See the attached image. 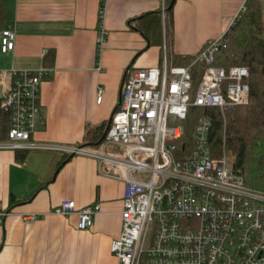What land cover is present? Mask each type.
<instances>
[{
  "label": "crops",
  "instance_id": "obj_1",
  "mask_svg": "<svg viewBox=\"0 0 264 264\" xmlns=\"http://www.w3.org/2000/svg\"><path fill=\"white\" fill-rule=\"evenodd\" d=\"M245 1L175 0L169 20L161 17L160 43L151 44L135 28L161 0H105L100 44V0H3L5 26L15 29L16 39L13 50L0 51V103L13 70L54 67L41 82L43 123L36 121L31 139L90 145L103 135L128 73L160 66L164 58L182 66V57L226 31ZM16 151L0 149V210L7 213L0 224V264H117L110 245L120 234L126 183L102 173L93 157L34 149L19 161ZM67 200L77 208L100 205L92 227L80 230L76 214L53 212ZM29 213L36 218L25 221Z\"/></svg>",
  "mask_w": 264,
  "mask_h": 264
},
{
  "label": "built area",
  "instance_id": "obj_2",
  "mask_svg": "<svg viewBox=\"0 0 264 264\" xmlns=\"http://www.w3.org/2000/svg\"><path fill=\"white\" fill-rule=\"evenodd\" d=\"M164 8L161 0L162 19ZM103 16L104 8L99 11L100 44L106 35ZM222 35L202 46L188 65H169L164 58L160 66L128 73L109 128L94 146L32 140L36 121L43 123L41 82L55 68L12 72L10 90L0 103L10 113L8 137L0 149L93 157L102 173L126 183L120 234L110 245L117 264H264V193L245 185L240 170L229 167L224 149L218 156L212 153L207 115H198L191 146L180 141L190 108L218 107L223 114L248 102L247 67L214 64ZM15 39L12 26L1 29L0 51L13 50ZM199 64L200 78L193 85L192 72ZM102 92L99 88L97 102ZM99 211L98 203L77 208L72 200L53 209L60 216L76 214L80 230L92 227ZM6 215L0 210V224ZM35 218L34 213L23 217Z\"/></svg>",
  "mask_w": 264,
  "mask_h": 264
},
{
  "label": "trees",
  "instance_id": "obj_3",
  "mask_svg": "<svg viewBox=\"0 0 264 264\" xmlns=\"http://www.w3.org/2000/svg\"><path fill=\"white\" fill-rule=\"evenodd\" d=\"M174 2L175 0H164L165 21L170 18ZM261 3V0L245 1L244 10L239 12L234 23L223 33V43L214 55L216 66L226 69L230 66L247 67L248 76L244 82L249 87L248 102L224 110L225 124L218 107L199 110L190 108L186 118L182 120L184 131L180 141L191 146L198 115H207L211 120L209 144L212 153L218 156L224 149L225 154L230 156L229 167L240 170L245 185L264 193V13ZM104 4L105 0H100L99 11L104 8ZM4 15V2L0 0V29L6 27ZM161 21L160 8L143 15L139 21L138 29L147 36L151 44L161 41ZM53 58L54 52L49 53L48 60ZM193 59L194 55L182 57V66L190 64ZM9 127L10 113L0 107V142L7 139ZM97 129L101 127H96ZM102 136L100 134V138L90 145H98ZM181 148L183 149V145ZM16 152L19 161L27 153L26 150Z\"/></svg>",
  "mask_w": 264,
  "mask_h": 264
},
{
  "label": "rangeland",
  "instance_id": "obj_4",
  "mask_svg": "<svg viewBox=\"0 0 264 264\" xmlns=\"http://www.w3.org/2000/svg\"><path fill=\"white\" fill-rule=\"evenodd\" d=\"M261 6H262V9H263V13H264V0H261ZM242 10H244V8H241ZM201 68H202V65L201 64H199V65H197L195 68H194V70H193V72H192V76H193V78H192V84L193 85H196L197 84V82H198V80H199V78H200V70H201ZM222 118H223V120H224V124H225V117H224V113L222 114ZM170 125H175L176 123L175 122H170L169 123ZM110 149L111 150H116V148H114V147H110ZM228 155V156H227ZM226 156H227V160H228V162H230V156H229V154H227Z\"/></svg>",
  "mask_w": 264,
  "mask_h": 264
},
{
  "label": "water",
  "instance_id": "obj_5",
  "mask_svg": "<svg viewBox=\"0 0 264 264\" xmlns=\"http://www.w3.org/2000/svg\"><path fill=\"white\" fill-rule=\"evenodd\" d=\"M140 18H141L140 16H139V17H136V18L132 19V21H134V20H136V19H140ZM132 21H131V22H132ZM135 29H136L137 32H139L141 35H143V32H142L141 30H139L138 28H135ZM263 70H264V69H263ZM126 72H127V71H125V74H126ZM123 81H124V78H123V80H122V82H121V85H120L119 101H120V98H121V90H122ZM114 111H115V109H114L113 112L111 113V116H110V118H109V120H108V122H107V125H106V127H105V129H104L103 136L106 134V132H107V130H108V128H109V124H110V122H111V117H112Z\"/></svg>",
  "mask_w": 264,
  "mask_h": 264
}]
</instances>
